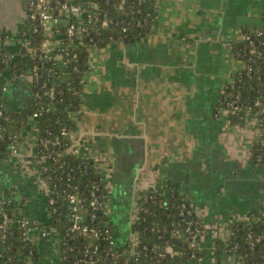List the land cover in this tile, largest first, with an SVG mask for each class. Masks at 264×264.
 I'll return each instance as SVG.
<instances>
[{
	"label": "crops",
	"instance_id": "1",
	"mask_svg": "<svg viewBox=\"0 0 264 264\" xmlns=\"http://www.w3.org/2000/svg\"><path fill=\"white\" fill-rule=\"evenodd\" d=\"M157 9L146 34L91 47L72 151L91 157L106 180L119 242L136 238L132 225L143 194L174 182L207 228L202 246L210 253L201 263L214 264L212 248L229 235V224L264 207V164L251 160L257 117L248 113L244 123H233L220 104L244 66L233 43L245 30L264 28V0H160ZM29 10L23 0H0V34L10 35L14 50L22 40L12 35L24 28ZM0 86V98L14 107L27 106L33 95L30 76L2 72ZM36 139L32 124L21 153L0 163V196L11 189L20 211L47 228L50 190L24 159ZM36 238L43 259L29 264H52L54 238Z\"/></svg>",
	"mask_w": 264,
	"mask_h": 264
},
{
	"label": "trees",
	"instance_id": "2",
	"mask_svg": "<svg viewBox=\"0 0 264 264\" xmlns=\"http://www.w3.org/2000/svg\"><path fill=\"white\" fill-rule=\"evenodd\" d=\"M63 1L66 0H61ZM49 2L54 13L62 18L60 25L47 28L39 17L28 18L21 32L12 35L22 40L17 50L7 45L4 35L0 39V58L7 56L5 62L0 61V73L7 72L15 76L30 73L33 67L39 71L37 77H32L33 95L27 106L14 107L6 99L0 98V109L3 110V115L0 116V163L10 155L15 135L19 134L17 140H22L21 135L33 124L37 139L34 151L28 158L50 187L51 194L56 197L54 205L57 211L53 212L52 218H60L58 234L63 258L57 264H82L75 263V260L83 257L86 250L96 258L90 264H202L200 258L210 253L202 246L207 228L204 227L203 218L190 206L191 201L177 183H158L145 192L147 197L141 199L145 209L132 225L138 242L134 250H131L128 242L117 243L118 228L103 208L104 203L100 210H95L96 217H90L94 211L90 205L91 199L108 192L106 180L96 169L91 157L68 151L65 144L68 140L61 135L62 129L70 133L77 129L74 115L80 112L85 101L82 92L86 82L84 74L90 66L91 47H103L117 41L128 43L152 30L158 11L157 0H73L81 5H88L92 13V18L84 17L80 20L72 14H66L61 3L56 0ZM36 8L37 6H33L31 10ZM71 22L87 26L88 31H81L77 26L75 34L69 36L67 26ZM124 26L126 30H123ZM255 30L256 28L245 32L252 35L254 47L261 54L254 55V59L250 61L253 68L249 72L241 68L233 75L234 80L222 93L220 104L227 107L228 101L240 92L239 102L243 109L230 113L231 121L238 124L244 123L250 107L252 111L259 109L262 131L252 143L251 160L264 164V38L257 36ZM79 35L83 41L80 44L74 40ZM47 39L60 42L62 46L48 51L44 46ZM66 45L70 50L78 52V61L69 60L64 55L61 48ZM233 46L238 49L251 46V43L242 40L233 43ZM239 57L242 59L244 56ZM39 78L42 79L41 82ZM51 86L55 87L54 96L49 92ZM36 92L38 96H35ZM258 100L260 103H257ZM36 111L38 115L34 116ZM69 192H75L79 196L87 214L84 220L99 228L101 234L97 238L91 239L68 229L66 202ZM4 197L10 201L0 207L9 213L11 221L7 238L3 241L0 237V253L3 254L0 264L41 261L43 254L37 234L24 239V227L18 222L23 213L20 212L14 192L7 189ZM52 208L53 205L50 209ZM189 208L190 213L187 212ZM262 211L264 207L251 212L249 220L241 219L229 224V235L224 239L218 238L212 248L214 264H237V260L243 264H264ZM189 219L193 221L192 230L204 228V232H189L186 229ZM109 234L116 240L113 245L109 243ZM94 243H98L96 251ZM110 246L111 252L106 254ZM226 254L231 255V260L225 259Z\"/></svg>",
	"mask_w": 264,
	"mask_h": 264
},
{
	"label": "built area",
	"instance_id": "3",
	"mask_svg": "<svg viewBox=\"0 0 264 264\" xmlns=\"http://www.w3.org/2000/svg\"><path fill=\"white\" fill-rule=\"evenodd\" d=\"M159 1L160 0H157V5H156L157 7L159 4ZM56 2L61 3V6H62V8L66 14H72V15L76 16L79 20L84 18V17H86V18L91 17L92 18V13L90 12L88 5H81L80 3L73 2V0H66L63 2H61V0H56ZM28 5L30 6L28 18L35 19V18L39 17L47 28L52 27V26H58L61 24L62 18L54 13V11L52 10V8L50 6L49 0H30ZM33 6H37V8L34 10H31V7H33ZM77 26H79L81 31L82 30L88 31L87 26H84L80 23L76 24V22H71L67 26V34L69 36H73L76 32ZM123 30H126L125 26L123 27ZM255 34L261 38H264V29L263 28H256ZM2 35L5 36L4 40L7 42V39L10 38V35L0 34V39L2 38ZM74 40L76 41V43L78 42V44L83 42L80 35L77 38H75ZM243 40H248L251 43V46H245L243 48L235 49V54L239 59H240V57H239L240 55L244 56L241 59L244 62V66L242 67V69L244 68V69H246V71L249 72L253 68L250 61L252 59H254L253 58L254 55H257V56L260 55L261 51L258 50L256 47H254V39L250 33L244 32ZM60 45H61L60 42L59 43L54 42L52 39H47L46 42L44 43L45 49H47L48 51L50 49H53V47L60 46ZM61 51L64 53V55H66L69 58V60H73L75 62L79 60L78 52L70 50L67 45L62 47ZM10 56H13V53H10ZM32 57L35 58V55H32ZM6 60H7L6 55H4L3 57L0 58V61L5 62ZM20 75L21 76L37 77L39 75V71L36 67H33L30 70V73H25V74L21 73ZM49 92H50L51 96H54L55 95V87L51 86L49 89ZM35 96H38L37 92H36ZM239 98H240V92L235 94V96H233L228 101L226 109L228 110L229 114L235 113V112H240L243 109L242 104L239 102ZM0 101H1V99H0ZM257 103H260V101L258 100ZM50 108H52V106ZM248 113H252L257 117V123L259 126L258 135H260L262 128H261V119L258 116L259 109H254L252 111V109L250 107V111ZM2 115H3V110L0 109V116H2ZM37 115H38V111L34 112V116H37ZM61 135L65 136L68 140L67 142H65V144L67 145V150L73 152L72 151V138H71L72 133L68 132L66 129H62ZM18 136L20 137L19 134H16L14 139L12 140L11 153L8 157L14 156V155H19L22 151L21 146H22V141H23L24 135H21L22 140H17ZM254 139L252 140V143H253ZM31 153H33V152H31ZM31 153H26L24 155V159L27 160V162H32L28 158V156ZM33 166L36 169L34 164H33ZM44 169H47V167L44 166ZM37 172H38V170H37ZM39 176L46 183V181L43 179V177L41 176L40 173H39ZM49 190H50V187H49ZM94 193H95V190H94ZM50 194H51V190H50ZM144 196H145V198L147 197L146 193L143 194L141 199ZM109 199H110L109 192L103 193V195L101 197L94 196L90 201V205H91L92 209L94 210L93 212H91L90 217L91 218L96 217L95 210H100V206L102 203H104L103 208H105V210L107 212V204H108ZM48 200H49L50 207H52V205H53V208L51 210L52 211V217H53V212L57 211V207H56V205H54L56 203V197L51 194V195H49ZM7 201H10V199L5 198L4 194L0 196V206L3 203H6ZM66 204L68 206V220H69L68 229L70 231L76 232L80 235L89 236V237H91V239L97 238L101 234L99 228L95 224H93L91 222H87L84 220L85 215L87 216V214L85 213V210L83 208V204L81 203V200H80L79 196L77 195V193L69 192L67 194ZM184 204L185 203H183V205ZM190 206L194 207V205L192 203ZM143 209H145V208L141 204V200H140L138 202V216ZM194 209H195V207H194ZM20 212L23 213V215H21L18 218V222H20V224L24 227V239L30 238V236L33 234H37L38 236H40L42 238H46V237H53L54 238L55 246H56L57 250H56V254H54V259H52L51 262H52V264H57L58 261L63 258L60 254V244L61 243H60V237L58 234L60 218L59 217H56L55 219L52 218V220H53V223L51 222L52 226L50 223V225L47 226V228H45L40 223H36V222L31 221L29 219V217L24 212H22V211H20ZM187 212L190 213L191 209L189 208L187 210ZM262 214L264 215V211H262ZM138 216H137V218H138ZM249 217H250L249 215L247 217H245V220H249ZM10 221H11V217H10L9 213L0 207V237L3 241L7 238V230L10 226ZM192 222L193 221L191 219L187 220L186 229L189 232H191V233L195 232V234L204 232V228H201V229L196 228V230L195 229L192 230L191 229ZM204 227H205V225H204ZM135 233H136V231H135ZM116 239H117V237H116ZM109 241H110L109 243L111 245H113L116 242V240L110 234H109ZM137 242H138V238H137V233H136V238L134 240L128 241V243L130 244L131 250H134V247L137 244ZM193 242H194V240H193ZM117 243H120L118 239H117ZM97 247H98V243H94V251H96ZM111 249H112V246H110L107 249L106 254H109L111 252ZM2 256H3V254L0 253V257H2ZM201 259H202V257L200 258V260ZM95 260H96V258L94 257L93 253H89V251L86 250L84 252L83 257L77 258L75 260V263L82 262V264H90V263H93ZM232 260H233V258H232ZM236 260L234 259V261H236ZM236 262H237V264H243L239 260H237Z\"/></svg>",
	"mask_w": 264,
	"mask_h": 264
},
{
	"label": "water",
	"instance_id": "4",
	"mask_svg": "<svg viewBox=\"0 0 264 264\" xmlns=\"http://www.w3.org/2000/svg\"><path fill=\"white\" fill-rule=\"evenodd\" d=\"M23 1L25 3V6L28 8V2H29V0H23ZM41 81H42V79L39 78V82H41ZM143 264H145V262Z\"/></svg>",
	"mask_w": 264,
	"mask_h": 264
},
{
	"label": "rangeland",
	"instance_id": "5",
	"mask_svg": "<svg viewBox=\"0 0 264 264\" xmlns=\"http://www.w3.org/2000/svg\"><path fill=\"white\" fill-rule=\"evenodd\" d=\"M17 199V198H16Z\"/></svg>",
	"mask_w": 264,
	"mask_h": 264
}]
</instances>
